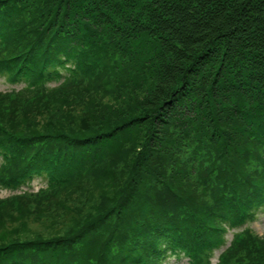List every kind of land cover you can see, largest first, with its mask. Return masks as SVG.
<instances>
[{"label":"trees","instance_id":"1","mask_svg":"<svg viewBox=\"0 0 264 264\" xmlns=\"http://www.w3.org/2000/svg\"><path fill=\"white\" fill-rule=\"evenodd\" d=\"M0 73V186L47 185L0 198V264H208L264 209V0H0ZM28 203L64 224L20 238Z\"/></svg>","mask_w":264,"mask_h":264},{"label":"rangeland","instance_id":"2","mask_svg":"<svg viewBox=\"0 0 264 264\" xmlns=\"http://www.w3.org/2000/svg\"><path fill=\"white\" fill-rule=\"evenodd\" d=\"M61 71V77L67 76L65 79L69 77V72L59 68ZM113 79V78H111ZM110 79V80H111ZM64 80H59L58 82H52L50 84H46L47 87L49 88H60L62 87V82ZM149 85H151L150 81L144 86L143 90H137V91H146L147 88H149ZM27 88H29L28 83H26L24 80H18L14 81L9 74H2L0 73V94H18L23 91H25ZM69 93H67L69 96V100H75L78 102L81 97H84V93L79 92V91H84L82 87L78 88H73L70 90ZM127 91H130V89H127ZM82 94V96H80ZM141 97H144L143 93H140ZM75 102V103H76ZM77 104V103H76ZM0 110L4 113H8L9 108L6 103H4L2 100H0ZM89 185H85L84 187H88ZM46 183L42 182L41 180H35L29 185L24 186L23 188L17 189L15 191H11L10 189H4L0 186V198H8L13 195L17 194H22L24 192L28 193H38L40 189L45 188ZM79 194L75 193L73 197H70L69 200H67V203L72 205V204H77L80 200L77 197ZM84 199V200H83ZM85 201V197L81 198V202ZM94 205V204H93ZM46 207V205H43ZM42 206V207H43ZM91 203L87 204L88 210L90 209ZM26 211H27V218H24V227L23 229H26L27 232H21L22 235L20 238L23 237H35L38 233L41 234H46L50 233V230L52 228H59L61 227L65 220L66 216L62 210L55 209V207L50 206L49 209H44V208H39L37 204L34 203H28L27 205L25 204ZM38 210V212H37ZM87 210V211H88ZM58 211V213H56ZM13 218L15 220H21L22 216L19 214L13 213ZM8 217L5 218L6 220V226L5 230H10L11 227H16V223H12V226L9 225ZM16 222V221H15ZM226 230L223 232V241L222 243L219 244V247L214 249L212 253L209 256L208 259V264H227L226 261V256L233 250L235 249L234 244L238 242L239 240H242L245 236V233L247 232H252L253 235H257L261 239L264 238V209H260L255 211V216L250 219H244L241 223L234 224L233 227H229L227 225ZM22 228H20L21 230ZM25 231V230H24ZM241 252L240 254H242ZM208 256V255H207ZM205 259V257H203ZM237 256L233 255L231 258V264L236 263ZM189 257L187 255H184L183 253L180 254L179 256H175L174 254L168 255L166 258L163 259L161 264H193V261H190ZM200 261H197V264H199Z\"/></svg>","mask_w":264,"mask_h":264}]
</instances>
